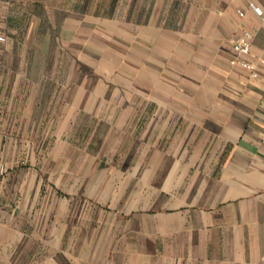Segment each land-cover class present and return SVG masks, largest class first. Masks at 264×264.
I'll return each instance as SVG.
<instances>
[{
    "label": "crops",
    "instance_id": "0c3cea01",
    "mask_svg": "<svg viewBox=\"0 0 264 264\" xmlns=\"http://www.w3.org/2000/svg\"><path fill=\"white\" fill-rule=\"evenodd\" d=\"M0 37V264H264V0H0Z\"/></svg>",
    "mask_w": 264,
    "mask_h": 264
},
{
    "label": "built area",
    "instance_id": "2783aa9c",
    "mask_svg": "<svg viewBox=\"0 0 264 264\" xmlns=\"http://www.w3.org/2000/svg\"><path fill=\"white\" fill-rule=\"evenodd\" d=\"M251 8L256 12L258 15H262V10L260 8L255 7L254 5H251ZM240 16H243L242 13H240ZM3 40L2 37H0V41ZM253 41V35L249 32L244 33L242 36L236 38L233 42V51L235 54V58L232 61L233 65H239L242 68L249 70L252 73V77H257L256 74V67L255 65L245 62L242 58L245 56H248L251 53V46Z\"/></svg>",
    "mask_w": 264,
    "mask_h": 264
}]
</instances>
